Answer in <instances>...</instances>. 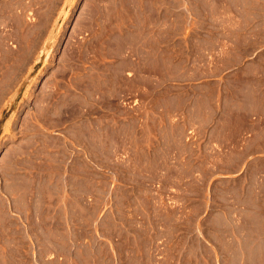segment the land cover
<instances>
[{
	"label": "rangeland",
	"instance_id": "374dc122",
	"mask_svg": "<svg viewBox=\"0 0 264 264\" xmlns=\"http://www.w3.org/2000/svg\"><path fill=\"white\" fill-rule=\"evenodd\" d=\"M262 94L264 0H0V264H264Z\"/></svg>",
	"mask_w": 264,
	"mask_h": 264
},
{
	"label": "crops",
	"instance_id": "0c3cea01",
	"mask_svg": "<svg viewBox=\"0 0 264 264\" xmlns=\"http://www.w3.org/2000/svg\"><path fill=\"white\" fill-rule=\"evenodd\" d=\"M255 100L261 102L259 114L256 117V121L249 124L251 130H253L252 140L262 139L264 141V94L255 97ZM260 148L264 150V143L260 145ZM264 155V153H260Z\"/></svg>",
	"mask_w": 264,
	"mask_h": 264
},
{
	"label": "bare ground",
	"instance_id": "6f19581e",
	"mask_svg": "<svg viewBox=\"0 0 264 264\" xmlns=\"http://www.w3.org/2000/svg\"><path fill=\"white\" fill-rule=\"evenodd\" d=\"M62 16L64 17V15H66L67 16V12L66 11H62ZM65 18V17H64ZM58 21V20H57ZM58 32V31H57ZM53 34V33H52ZM48 42V41H47Z\"/></svg>",
	"mask_w": 264,
	"mask_h": 264
}]
</instances>
